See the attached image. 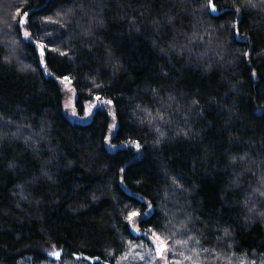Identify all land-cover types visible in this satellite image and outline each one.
I'll return each mask as SVG.
<instances>
[{
    "label": "trees",
    "instance_id": "16d2710c",
    "mask_svg": "<svg viewBox=\"0 0 264 264\" xmlns=\"http://www.w3.org/2000/svg\"><path fill=\"white\" fill-rule=\"evenodd\" d=\"M212 4L0 0V264H114L150 235L264 264V2ZM60 81L111 101L127 146L102 108L70 121Z\"/></svg>",
    "mask_w": 264,
    "mask_h": 264
},
{
    "label": "rangeland",
    "instance_id": "374dc122",
    "mask_svg": "<svg viewBox=\"0 0 264 264\" xmlns=\"http://www.w3.org/2000/svg\"><path fill=\"white\" fill-rule=\"evenodd\" d=\"M62 100L61 109L64 115L72 122L86 123L92 116L96 108H102L109 114V120L103 139L104 146L113 151L120 146H127V144H116L111 141L110 137L113 134L117 122L113 114V108L110 104L105 103L103 99L97 100L98 96L90 99L83 100L80 104L76 102V92L74 88L67 83H59ZM75 113V115H73ZM130 227L132 230L136 228L135 222H131ZM168 250L163 253L165 258L158 255L156 240L154 235H150L148 240L139 241L134 245L127 246L122 254L116 259L114 264H200L195 256H188L185 254L183 244L166 243ZM44 254V261L40 264H90L88 260H83L78 257H61L60 250L52 246H45L42 248ZM50 253H59L57 258ZM187 257V259H186ZM20 264H32L29 257L23 259ZM105 264V263H99Z\"/></svg>",
    "mask_w": 264,
    "mask_h": 264
},
{
    "label": "snow or ice",
    "instance_id": "6c2138e0",
    "mask_svg": "<svg viewBox=\"0 0 264 264\" xmlns=\"http://www.w3.org/2000/svg\"><path fill=\"white\" fill-rule=\"evenodd\" d=\"M262 2H264V0H262ZM252 6L255 7V5H252ZM209 7L211 8V10L213 12L216 11L215 6L212 4V0H209ZM237 12H239V9H237ZM22 15H23V17L26 18L28 14L27 13H23ZM13 19L18 22V24L20 25V27H23L25 25V23H26V19L21 18V13H20V10L19 9H17V12H16L15 16L13 17ZM24 36L27 38L29 36V33L28 32H25L24 33ZM62 55H63V53H62ZM64 79L65 80H68L67 77H65ZM96 99L99 100L100 98L97 97ZM105 103L111 104V101H105ZM73 115H75V113H73ZM133 143H134V146L136 147V149L139 150L140 147H141L140 144L137 143V142H133ZM121 171H123V169H121ZM262 194H264V193H262ZM136 215H137V213H131L129 215V217H128L129 222H131L132 221V217H134ZM189 239H191V237ZM155 240H156V247H157L158 255H160L161 258H165L163 256V253L168 250L167 245H166V241L162 240L159 237V235H155ZM184 243H187V242L185 241ZM198 243H199V241H197V244ZM50 255H54V256H56L58 258L60 254L59 253H50ZM186 259H187V257H186Z\"/></svg>",
    "mask_w": 264,
    "mask_h": 264
},
{
    "label": "water",
    "instance_id": "95a60500",
    "mask_svg": "<svg viewBox=\"0 0 264 264\" xmlns=\"http://www.w3.org/2000/svg\"><path fill=\"white\" fill-rule=\"evenodd\" d=\"M209 9H210V12L213 14V15H217V10L215 11V12H213L212 10H211V8L209 7ZM90 262H92V261H97V257H94V258H89L88 259Z\"/></svg>",
    "mask_w": 264,
    "mask_h": 264
}]
</instances>
